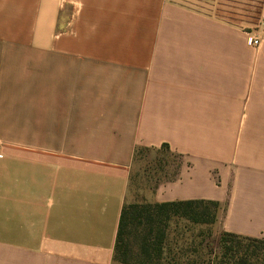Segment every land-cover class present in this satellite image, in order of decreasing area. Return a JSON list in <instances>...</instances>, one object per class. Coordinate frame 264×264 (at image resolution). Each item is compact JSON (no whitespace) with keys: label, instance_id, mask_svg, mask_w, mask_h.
Returning a JSON list of instances; mask_svg holds the SVG:
<instances>
[{"label":"crops","instance_id":"0c3cea01","mask_svg":"<svg viewBox=\"0 0 264 264\" xmlns=\"http://www.w3.org/2000/svg\"><path fill=\"white\" fill-rule=\"evenodd\" d=\"M246 2L0 0V264H115L134 157L164 145L182 164L155 203L217 202L222 233L264 240Z\"/></svg>","mask_w":264,"mask_h":264},{"label":"trees","instance_id":"16d2710c","mask_svg":"<svg viewBox=\"0 0 264 264\" xmlns=\"http://www.w3.org/2000/svg\"><path fill=\"white\" fill-rule=\"evenodd\" d=\"M149 152L170 154L177 159L176 168L171 175L172 182L178 179L182 156L173 153L168 145L159 149L140 148ZM137 150V152H138ZM168 166V162H164ZM221 205L212 201H188L173 203H156L147 205L125 204L117 234L115 264H179L174 258L166 259L163 241L166 238L162 227L171 217L185 219L194 224H214L217 221ZM144 226L142 233L139 227ZM137 235L141 242L138 253H134L126 236ZM215 257L213 264H264V240L222 233L218 252H210Z\"/></svg>","mask_w":264,"mask_h":264},{"label":"rangeland","instance_id":"374dc122","mask_svg":"<svg viewBox=\"0 0 264 264\" xmlns=\"http://www.w3.org/2000/svg\"><path fill=\"white\" fill-rule=\"evenodd\" d=\"M246 1L253 2L250 5L255 9V14L256 9L261 8L264 2V0H245V6L249 5ZM250 11L252 12V9ZM259 26L262 25H258L251 30L261 35L264 32V25L261 29ZM246 46L248 51L256 52L260 50L251 47V45L246 44ZM165 161L169 163L168 166H165ZM177 162L175 157L165 152L158 154L138 150L133 160L126 204H156L154 202L156 189L159 185L171 179ZM220 212L221 209L218 211L217 221L214 224H194L177 217H171L162 224L166 232V238L162 245L166 259L174 258L179 264H213L212 260L215 257L211 256L210 252L213 251L216 255L222 237L219 223ZM143 228L144 226L139 227L138 232L142 233ZM126 242L131 244L134 253H138L141 244L139 236H126Z\"/></svg>","mask_w":264,"mask_h":264},{"label":"built area","instance_id":"2783aa9c","mask_svg":"<svg viewBox=\"0 0 264 264\" xmlns=\"http://www.w3.org/2000/svg\"><path fill=\"white\" fill-rule=\"evenodd\" d=\"M250 39H251V45L254 48H259L261 46L262 39L259 36L252 35V36H250Z\"/></svg>","mask_w":264,"mask_h":264}]
</instances>
